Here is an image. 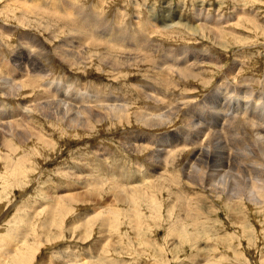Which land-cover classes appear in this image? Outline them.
<instances>
[{
	"label": "rangeland",
	"instance_id": "374dc122",
	"mask_svg": "<svg viewBox=\"0 0 264 264\" xmlns=\"http://www.w3.org/2000/svg\"><path fill=\"white\" fill-rule=\"evenodd\" d=\"M67 1L70 3L69 7L67 6L69 10L60 11ZM8 4L13 6L11 9L14 8L16 13H11V18L0 13V59L5 61V64L0 62V82L4 83L10 79L25 85L19 93V98L13 96L6 98L5 95H0V99L12 107L11 109L8 106L7 109L11 112L6 114L17 112L22 107L34 104L32 101L37 102L38 98L41 100L43 94L45 96L37 84L30 86L26 83L25 70L33 63L34 67H39L41 63L42 67L49 68V72L60 77L67 75L75 82H88L87 84L91 83L92 87L98 86L100 87L98 90H103L105 95L109 93L121 95V98L126 99L124 103L128 107L144 112L148 116L166 114L165 111L168 109L160 110V108L158 111L153 109L161 98L155 89L150 88L147 91L142 86L143 89L140 90L141 85L157 87V80L148 77L152 73L146 70L148 65L142 59L138 64L126 67L122 66V62L117 61L113 53L112 59L114 57L118 62V68L115 69L119 74L115 71L110 72L103 62L93 59L90 64L82 63L87 64L86 68L83 65L77 67L67 62L70 59L54 56L56 55L54 47L56 44L58 46L62 39L64 40L68 32L59 33L60 36L58 35L52 43L47 40L46 32L31 25L29 27L21 25L24 17L34 18L41 12L46 13L45 11L58 15H65L66 11H70L69 14L72 16L75 6V11L80 6L79 8L89 13L93 12L96 17H101L98 20L101 19L99 22L103 26H99V31L91 30L88 25L83 26L87 27V31L94 37L108 34L114 31L115 27L124 28L126 32L130 30L135 32L146 26L142 30L145 39L139 44L140 48L147 49L152 43L157 48L155 53L146 55L155 60L157 58L158 61L160 60L158 63L167 64L168 68H175L174 70L178 71L184 68L183 71L201 75V80L209 79L210 83L203 86L192 81L177 80L171 90L175 98H171L170 101L174 100V102L170 104L174 105L178 99L181 105L186 107L184 111L187 109V112L178 113L171 124H162L157 128L151 127L152 129L139 127L132 119L130 127L114 126L112 122H108L87 133L75 125L71 131L67 129L65 134L60 135L53 133L49 121L33 114L39 126L43 127L44 139L53 146L50 150L45 148L35 150L32 144L36 143L34 137L24 134L20 137L23 138L22 141L27 139L26 148L21 153L14 156L9 149L6 150L7 152L5 149H0L2 155L7 156L10 161L14 160V163L17 157L24 158L32 153L28 163L19 164L17 169L9 163L5 167V163L0 161V211H2L0 264H63V262H68L67 264H264V203L263 206H259L258 203L242 198L239 203L233 202L236 205L233 208L232 205H224L223 200L217 199L207 187L202 191L195 185L198 184L196 181L187 183L181 176L178 178L180 182L170 183L169 188H166L167 183H162L161 195H158L156 190L136 186L142 190L136 198L130 191L132 187H129V183L135 181V177L144 176L145 172H148L149 165L144 162L147 155L153 159L164 157V148L168 151L171 146L176 148L172 158L176 160L177 165L187 161L186 149L190 151L206 149L211 142L215 144L220 138L219 142L226 152V155L219 156L218 160L223 159L221 162L227 161L226 156L231 149L235 164L242 166L255 161V159L234 157L243 156L241 148L246 140V128L237 126L238 124L227 125L233 121L240 123L242 120L240 117L244 116V123L250 118L247 124L258 122L252 124L254 127L264 129V85L259 84L264 79V32H262L264 31V0H0V7ZM21 4L36 8L37 11L31 13ZM103 17L109 19L108 27L113 28H105L102 23ZM74 18L80 24L84 22ZM47 19L53 20L51 17ZM123 21L126 25L122 28ZM149 24H154L156 26L154 30L158 32L150 33ZM192 24L202 26V35L185 30L186 25ZM214 32L220 34L222 40H226V49L216 44L213 38ZM74 36H76L73 39L75 44L78 38L77 35ZM103 39L102 41L106 42L107 39ZM111 39L113 44L122 45V48L130 45L139 47L130 44L126 36L121 37L123 43L112 37ZM24 42L32 43L30 58L23 47ZM36 46L40 51L36 49L37 51L33 52ZM150 49L155 50L153 47ZM37 60L39 64L35 63ZM108 60L104 58L106 63ZM52 80L58 81L54 77L49 78L48 81ZM249 88L254 92L246 95ZM60 89H63V84ZM60 89L57 91H61ZM65 90L66 86L61 92L64 93ZM234 90L240 95L236 94L231 97L232 99H225L226 91ZM31 92L32 94H29ZM171 93L168 97L172 95ZM15 94L16 91L13 95ZM238 95L242 97V101ZM206 96L213 98L205 100ZM245 99L247 102H244ZM8 110L2 111L0 108V122L10 117L4 114ZM230 112H233L237 118L234 115L229 117ZM22 113L25 116L24 111ZM219 117V128L223 133L229 132L222 137L210 136L211 141L208 143L205 135L209 131L213 134L218 132L215 127ZM187 124L195 128H186ZM23 129L28 131L26 128H21L20 131L18 129V135L25 132ZM196 140L201 142V145L194 149L193 142ZM137 146L144 148L141 151H133ZM203 158L204 156L202 160ZM140 163L143 168L138 166ZM229 163L233 164L232 161ZM167 165L171 166L169 163ZM171 170L176 174L173 177L179 175L176 164ZM14 171L27 173L19 180L16 188L13 187L17 181L14 184L7 178V174ZM202 171L204 172L205 169L202 168ZM251 177L257 180L259 178L258 175ZM153 182L156 183L155 179ZM85 183H99L98 191H100L96 192L97 188L95 191V187H89ZM166 189L169 190V194L164 192ZM77 191H80V194L84 193L80 197H84L88 192L91 195L94 192L95 195L91 197L88 194L87 197L85 196L88 199L78 198L81 202L75 207L72 206V209L67 210L66 213L60 214L55 208V213L53 212L54 201L56 206L63 205L66 201H57L55 196ZM151 200H158L160 204L154 212L148 209V202ZM181 209L190 213L196 221L195 225H189L190 222L185 219ZM107 220L109 225L106 228L104 224ZM12 237H15L16 241L13 243L14 246L10 244L11 249H8L5 242L7 239L12 240ZM93 251L94 254L98 253L96 255L98 257L93 258L94 261L91 259L93 262L90 263L87 257H93ZM11 253L16 260L9 255ZM23 257L25 259H22Z\"/></svg>",
	"mask_w": 264,
	"mask_h": 264
},
{
	"label": "bare ground",
	"instance_id": "6f19581e",
	"mask_svg": "<svg viewBox=\"0 0 264 264\" xmlns=\"http://www.w3.org/2000/svg\"><path fill=\"white\" fill-rule=\"evenodd\" d=\"M47 3L50 4V2H47ZM21 5L25 8H27L31 13H35L37 11L36 8H30V7L25 6L23 4H21ZM64 5H65V7L62 6L60 11L69 10L68 7H69L70 3H68V1H67V3H65ZM55 6H56V4H55ZM144 6L147 7L146 5H144ZM11 7H13V6L10 4L1 5L0 13L6 17L11 18L12 14L16 13L15 9L14 8L11 9ZM75 7L73 8V10H74V15H72L73 17L69 14L70 11L69 12L66 11L65 15H58V14H55L53 12L45 11L46 13L41 12V14L35 15L34 18H25L24 17L21 25L27 26V27H29L31 25V27H34V28H36L42 32H46V34H48L47 40H49L51 42L58 37L59 33L61 34L63 32H68V34L65 37L63 36L64 40L62 39V42L60 41V44H58V46L56 44V46L54 47V51L56 54L54 56L58 57V58L65 59V60L70 59V61H67V62L71 63L72 65L75 64V66L77 65V67H79V65H83L86 68L87 64H82V63L90 64L91 59H93V60H96L98 62H103L109 68L108 70H110V72L115 71L116 74H119V72H117V69H115V68H118V62H122L121 63L122 66L124 65L126 67H129V66H133V64L134 65L138 64V62H140L142 59V61H145L148 65V68H146V70L151 71V73H152V75H148V77L151 78L152 80H155V81L157 80V83H156L157 87H154V86L152 87V85L150 86L148 84L146 86L141 85L140 90H142L143 87H145L144 89H146L147 91H149L150 88L155 89L161 95V98H160V102L156 103L155 106L153 107V109L155 111H158V109H160V108H161L160 110H166V109H168V110L165 111L166 114H164L162 116H158V115L148 116L144 112L137 111L136 109H134L132 107H128V105H126L124 103L126 101V99L121 98V95H113L110 93L108 95L107 94L105 95V94H103V92H104L103 90H101L102 92L100 90H98L100 87L99 88H98V86L92 87L90 85L91 83L89 85L87 84L88 82L85 83L82 81H80L79 83L76 81L77 82L76 83L74 80H72V78H70L67 75H62L60 77L59 75H57L55 73H54L55 75L52 74L51 71L50 72L48 71L49 68L45 69L44 67H42L40 65L41 64L39 62L40 58H41L40 57L39 61L38 60L35 61V63L36 62H38V64L40 63L39 67H34V65H33L34 63L32 62L33 64H30L29 67L25 70V76L27 79L26 83L29 84L30 86L37 84V86L42 90V92L45 93V96L43 94V98H41V100H40V98L37 97L39 99V101H38V99H37V102L32 101V103H34V104H30V106H27V107H22V108L18 109L17 112H12L10 114H6V112L7 113L11 112L8 110L9 108L12 109V107H10L11 105L5 103L4 101H2L0 99V108L2 109V111L8 110V111H5L4 114L10 116L9 118H5L2 122H0V149L1 148L5 149V151L9 149V151H11L10 153L13 154L14 156L16 154H18L19 152L21 153V151L26 148L25 147V144H26L25 140H27V139H24L22 141L23 138L21 139V137H20L24 134H30L31 136L34 137L36 143H32V141H31V143L34 145L35 150H36V148H40V150L43 148H45L46 150L52 149L51 147L53 146V144L47 143V140L44 139L43 127L39 126L38 122L36 121V117H33V114H37V117H40L42 119L44 118L47 122L49 121L51 124L49 122H48V124L50 125L53 133H58L60 135L65 134V132L68 131L67 129H70V131H71L75 125L77 127L84 129V131H87V133L94 131L99 125L108 124V122L109 123L112 122V124L114 126H123L124 127L125 125H127L128 127H130L132 125L131 124L132 119H134V122L137 126L152 129L151 127L157 128V126H160L162 124L163 125L171 124L173 121V118L178 113H181V112L186 113L187 112V109H186V111H184V108H186V107L184 105H181V101H178L177 98H176L177 100L175 103L176 105L175 104L173 105V103L170 104L171 102H174V100L170 101L171 98H173V97L175 98V95L173 93H171V90L176 85L177 80L178 81H184V82H187V81L191 82L192 81L196 84L198 83L199 85H203V86H207L210 83L209 79L208 80H206V79L201 80V77H202L201 75L195 74L194 72L190 73L187 71H183L184 68L180 69L182 71L174 70L175 68H170V67L168 68L167 64L164 65V64L158 63L160 60L158 61L157 58L155 60V59H152L151 56L146 55L147 53H155L157 50V48L155 46H153L154 43H152L150 46H147V49H144L145 47H143V49H142V47L140 48L139 44H141L143 42V40L145 39V37L143 36L144 31H142V30L146 26H142L141 29H139L135 32L132 30H130L129 32H126L125 30H123L124 29L123 27L126 25V22L123 21L122 23L120 22L122 24L121 27L123 29L115 27L116 29L114 31H111L110 33L105 34V35L101 34L102 38H101V35L99 37H97L95 35L97 37L96 38L87 31V29H86L87 27L85 28L83 26L88 25V28H90L91 30H96L99 28V26H103V25H100V22H99L101 19L98 20V18H101V17H99V16L96 17V15L93 14V12L90 11V13H89L85 9L79 8L80 6L77 7V9H76L77 12H76ZM88 9L90 10V7ZM91 10H92V8H91ZM102 10H100V11H102ZM166 10H168V9H166ZM86 12H88L89 15H87ZM72 14H73V12H72ZM98 15H100V14H98ZM101 15H102V13H101ZM50 17L53 18V20L49 21L47 19ZM74 17H76L77 19L84 20V22L82 21V23L80 24V23L76 22ZM93 17H95V19H93ZM120 20H122V19H120ZM87 22H88V24H87ZM102 23L104 24V26H106L105 28H107L110 25L109 19H105L104 17H103ZM132 24H134V23H132ZM147 27H148V25H147ZM201 27L202 26L199 24L186 25L185 30L190 31V32L192 31L196 35H202V29L203 28H201ZM155 28H156V26H154V24H152L148 27V29H149L148 31L152 34H155L158 32V30H154ZM167 28H169V27H167ZM99 29H98V31H99ZM103 29L104 28H102V30ZM214 31H216V30L214 29ZM102 32H104V31H102ZM262 32H264V31H262ZM74 35H77V38H78V41L75 44L73 43V39H75V37H76ZM219 35L217 32H214L213 38L219 47L226 49L227 42L225 39L222 40ZM123 36H126V39L130 42V44L139 45V47L138 46H136V47H138V49H142V50L139 51L133 45L132 46L134 48L131 45L129 47H126L127 44L126 45L123 44L126 48H124V47L122 48L121 47L122 45L112 43L111 37L116 39L117 41L122 42L121 37H123ZM161 36H163V35H161ZM103 38L107 39V40L105 39L106 42H103L104 41ZM102 39H103V41H102ZM145 42L147 43L148 41H145ZM122 43H120V44H122ZM31 44H29V43L26 44V42L23 43V47L28 53V58H30L29 56H30V50H31L30 45ZM86 46H87V48H85ZM145 46H146V44H145ZM150 47H153L155 50H151ZM34 49L35 50L33 52L37 51L36 49H38V46H36ZM147 51H149V52H147ZM113 53H115L118 62L114 60V57L112 59ZM44 54H46V53H44ZM48 54H50V53H48ZM58 55H60V56H58ZM104 58L109 59L107 61V63L104 61ZM0 62L5 64V61L3 59H0ZM173 66H175V65H173ZM173 66H171V67H173ZM98 69H100V68H98ZM13 73H14V71H13ZM8 76L12 77L10 74H8ZM51 77H54L55 80L58 79V81H56V82L54 80L48 81L49 78H51ZM55 77H57V78H55ZM61 84H63V89H60ZM259 84L264 85V79H263V81H260ZM24 85H25L24 83H16L14 81H11L10 79H8V81L4 82V83L0 82V95H5L6 98H8L9 96L19 98L18 97V96H20L19 93L23 90ZM29 85H27V86H29ZM64 86H66V90L63 93L61 91L64 90ZM58 89H60L61 91H57ZM14 91H16L15 95H13ZM109 91H111V90H109ZM32 92H33V90H32ZM32 92L29 94H32ZM193 92H194V89H193ZM253 92H254L253 89L249 88V92L246 95L252 94ZM170 93L172 95H170L168 97V95ZM236 94H239L237 92V90L236 91L235 90L234 91H226V98L225 99L228 100ZM21 95H22V93H21ZM239 95H238V97H240ZM113 96H115V98ZM11 97H10V100H11ZM252 97H253V95H252ZM252 97H251V99H253ZM54 98H56V100H54ZM208 98L211 99V98H213V96H206L205 100ZM240 98L242 101V97H240ZM32 99H34V98H32ZM5 100H7V99H5ZM10 100H8V101L10 102ZM245 101H246V99L244 100V102ZM258 102H259V100H258ZM8 106H9V108H8ZM245 106H247V104ZM22 111H24L25 116H23ZM235 113L237 115H240V114H238V112H235ZM215 114H217V113H215ZM243 114H241V115L243 116ZM183 115L185 116L186 114H183ZM223 115H224V113H223ZM233 115H234L233 112L229 113V117H232ZM234 116H235V118H237L236 115H234ZM243 117H240V119H242L240 123L233 121V122H229L230 124L228 123V125H227V126H229L231 124L232 125L238 124L237 126L241 125L244 128H246V133H245L246 140L243 142V146L241 144V146H242L241 150L243 151V156L242 155H236L234 157H236L238 159L241 157L242 158L255 159V161H252L250 164L246 163L247 165H242V166L239 164H235L236 163L234 160L235 158L234 159L232 158L233 157V155L231 153L232 149L230 148L231 150H228V154L226 156L227 161L221 162L223 159L218 160V158H219V156L226 155V152H224L225 148L223 149V147L221 146L222 143L219 142V140L221 139L220 138V139L216 140L217 142H215V144H212V142H211V145L209 144L210 146H207L206 149L201 148L198 151H196V150L190 151V150L186 149V154L188 156V158L186 159L187 161L185 160L186 161L185 163L180 162L181 164L178 163L180 165H177L176 160L174 158H172V155H173L172 153L176 148L171 146V148H169L168 151H166L167 149L164 148V157H159V158L153 159L149 155H147V157L144 160V162L149 165L148 166V169H149L148 172H145L147 174V177H146V174L144 176H141V177H139V176L135 177L136 178L135 181L129 183V187H132V188H130V191L134 194V196L136 198H138L139 193L142 192V190H140L141 188H136V186H144L146 188L156 190V192H158V195H161V189L163 188L162 183H167L168 186L166 188H169L170 183H173L174 181H178V178H180V176H181L182 178L186 179L187 183H190V181H192V182L196 181L198 184H195V185L199 186L202 189V191H204L205 187H207L210 190V192L216 196L217 199H220L221 201L223 200L224 205L225 204L232 205V207L234 208L236 205H234L233 202L239 203V201H241L242 198L243 199L246 198V199H249L250 201H253L254 203H258L259 206H261V205L263 206V203H264V129L260 128V127H254V124H252L254 122V121L252 122L253 119L251 120L252 123L247 124L246 122L250 118L245 120L246 122L244 123ZM7 119H11V120H7ZM183 119H185V118H183ZM113 121H114V123H113ZM219 121H220V117L218 118V120L216 122V127H215V130H217L219 133L217 132V133L213 134L211 131H209V133L207 135H205L206 140H207V141L205 140L206 142L209 143V141H211L209 139L210 136H212L213 138H214V135H215V137H222L224 135H227V133L229 132V131H227V132L223 133L221 131V129L219 128ZM91 122H92V124H91ZM225 122H227V121H225ZM254 123H258V122H254ZM196 125L198 126L199 124H196ZM256 125L259 126L258 124H256ZM63 127H65V128H63ZM185 127L186 128L189 127V129H190L192 126L188 125ZM17 128L19 129V131L21 130V128H26V129H28V131L23 129V130H25V132L21 133V135H18V132H17L18 129ZM192 128H195V127H192ZM199 128H201V127H199ZM203 129H205V128H203ZM224 129H225V126H224ZM165 130L167 131V129H165ZM176 130H178V129H176ZM233 131H234V129H233ZM202 135L203 134H201V136ZM200 143L197 140L194 141L192 148L197 149V146L201 145ZM213 143H214V141H213ZM13 145H15V146H13ZM228 145H226V147H228ZM234 145H235V143H234ZM143 148L144 147L137 146L136 149L133 148V151H141ZM194 149H192V150H194ZM147 150H150V149H147ZM31 154L32 153H30V155ZM7 155H10V154H7ZM30 155H26V156L24 155L25 159L21 158L22 156L19 158L17 157V159H16L17 161H15V163H14V160L11 159V161H10L7 158V156H3L2 153L0 152V161L3 162V164L5 163V167H6V164L9 163L10 166L17 169L19 164L24 165V164L28 163V161H29L28 158L31 157ZM203 156H204V158L202 160ZM226 158H225V160H226ZM215 160H217V161H215ZM228 160L232 161L233 164L231 165L229 163L230 161L228 162ZM258 161H260V162H258ZM167 163H169L171 166L167 165ZM175 164L177 166V172H179V175L177 177H173L176 174L171 170L172 166H175ZM138 166L142 167L141 163L138 164ZM202 168L205 169L204 172L202 171ZM7 169H8V166H7ZM8 172L9 171H7V173ZM20 172H22V171H20ZM20 172L14 171L11 174H7V178L10 179L14 184L17 181L16 185H14L13 188H16V186H18L19 180L21 178L25 177L27 174V173H23V172L20 173ZM254 175L259 176L258 180H257V178L251 177ZM153 179H155L156 183L153 182ZM178 182H180V181H178ZM182 183L184 184L183 181H182ZM85 185H89V187H95V191L97 188L96 192L100 191V190L98 191L99 183H85ZM86 187L87 186H85V188ZM112 190L114 192H116L115 189H112ZM102 191H101V193H102ZM164 192L169 194V190H167V189L164 190ZM82 193L80 194V191H77V192L64 193V194H60V195L55 196L56 199L55 198L54 199L57 201L58 200L59 201L60 200L65 201L66 200L64 204L67 203L68 207H67V205H64V204L60 205V206H56V202L54 201L53 204L55 206H53V210L55 208V209L60 211V214L63 212L66 213L67 210L72 209V206L75 207V205H78V203L81 202L80 201L81 199L78 200V198L83 197V196L80 197L82 195ZM85 193H87V192H85ZM111 193H112V191H111ZM119 193H120V191H119ZM88 194H89V196L91 195L90 192H88ZM87 195H84L83 198H86ZM94 195H95V193L93 192V195H91V197H93ZM112 195H113V193H112ZM200 197H201V195H200ZM86 199H88V198H86ZM86 199H83V200H86ZM189 199H190V197H189ZM214 200H215V198H214ZM52 201H51V203H52ZM194 201H195V199H194ZM84 202H87V201H84ZM181 203H183V202H181ZM218 204H221V203H218ZM157 206H160L158 200H156V201L151 200L150 202H148V209L152 210V212H154V210L156 209ZM181 210H183L185 219L190 222L189 225H191V226L195 225L196 221H194V219L190 216V213L185 211V209H181ZM1 212L2 211H0V213ZM53 212L55 213V210ZM104 225L106 226V228L108 227V225H109L108 220L105 222ZM193 236H195V234ZM191 238L194 239L195 237H191ZM11 239L12 240L7 239L5 242V245L7 244L6 248H8V249H11L10 244L13 245V243L16 241L15 237H12ZM98 247H100V246H98ZM96 249H97V247H96ZM4 251H2V253ZM9 252L10 251H8V253ZM92 253L94 254V251ZM96 253L97 252H95L93 257H87V258H89L90 263L93 262L94 259H96L98 257V256H96V255H98V253L97 254ZM4 254L6 255L7 251ZM9 255H11L13 257L14 254L11 253ZM13 259H15V256L13 257ZM22 259H25V258L23 257ZM91 259H93V261ZM21 263H23V261ZM67 263L68 262H63V264H67ZM49 264H51V263H49Z\"/></svg>",
	"mask_w": 264,
	"mask_h": 264
}]
</instances>
